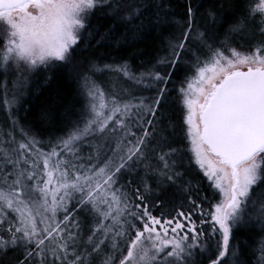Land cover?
Returning <instances> with one entry per match:
<instances>
[{
  "label": "snow or ice",
  "instance_id": "obj_1",
  "mask_svg": "<svg viewBox=\"0 0 264 264\" xmlns=\"http://www.w3.org/2000/svg\"><path fill=\"white\" fill-rule=\"evenodd\" d=\"M184 7L178 19L171 0H0L5 89L21 73L3 99L0 264H97L109 245L119 256L102 264H236L242 227L259 228L264 264V0L222 4L234 10L222 38L218 11L202 22ZM97 14L106 32L93 29ZM153 33L162 54L143 71L75 62L91 41L119 47ZM67 64L86 106L65 135L43 140L14 111L22 74ZM97 73L114 77L111 89ZM177 87L182 121L168 108Z\"/></svg>",
  "mask_w": 264,
  "mask_h": 264
},
{
  "label": "trees",
  "instance_id": "obj_2",
  "mask_svg": "<svg viewBox=\"0 0 264 264\" xmlns=\"http://www.w3.org/2000/svg\"><path fill=\"white\" fill-rule=\"evenodd\" d=\"M190 2L194 7L198 9L197 17L201 20L206 18L208 10L214 9L219 12L220 21H222V29L219 31L222 32L223 29L227 28V23L233 19V9L225 7L221 10V5L228 4L233 2V0H171L174 11L177 13V18L182 19L186 11L184 5ZM240 3H243L244 0H239ZM90 23L98 32H106L111 23L108 17L97 14L95 17L90 18ZM219 25H217L218 29ZM125 29L120 28L119 32H124ZM219 33V32H218ZM221 36V37H222ZM99 39V37H97ZM92 47L84 49L83 46L80 50L77 51L75 56V62L93 60L96 63H114V62H123L127 60L133 67L134 70L143 71L150 62H154V58L158 54H162L160 51L161 45L158 39H156L155 34L146 35L143 39H137L131 42L122 43L117 47L111 41H104L102 44L97 45L95 41H91ZM4 76L0 72V78ZM184 76L181 74L179 79H183ZM28 80L32 82L30 87L28 97L24 100L20 106L22 109H34L35 107L39 111L43 112H52L56 115L54 120L57 125L61 121H67V129L65 131L57 132L62 136L65 135L69 129L72 127V123L81 118V114L86 106L85 97L81 94V88L79 81L75 78V71L73 64H67L63 67H59L53 71H49L40 75L27 77ZM154 95V90H148L146 96L150 97ZM178 87L170 93V98L168 101L169 114L174 115L178 120H183V111L182 105L178 99ZM2 103V96L0 98V104ZM187 143V142H185ZM194 167H197L194 165ZM197 171L198 167H197ZM203 173L200 172V176ZM193 178V186L196 183V172L191 174ZM207 178H204L203 183L200 185L202 189V195L204 194L203 190H207V194H211L212 190L207 188ZM175 204V209L171 206L166 208V211L172 212L175 215V212L179 210L181 200L178 198H173ZM186 207V205H185ZM159 214L158 212L156 213ZM259 228L252 230L247 227L240 228L237 233L234 241L232 242L238 248V253L236 257V264H257L259 259V240L261 237L257 235ZM119 256V253L113 251L111 246L109 247L98 257L97 264H102V261L107 255ZM206 264V262H205Z\"/></svg>",
  "mask_w": 264,
  "mask_h": 264
},
{
  "label": "rangeland",
  "instance_id": "obj_3",
  "mask_svg": "<svg viewBox=\"0 0 264 264\" xmlns=\"http://www.w3.org/2000/svg\"><path fill=\"white\" fill-rule=\"evenodd\" d=\"M202 22L204 21L201 20ZM223 25H222V21H220L219 27L217 29V31L219 32L220 37L222 36V32H220L219 30L222 29ZM222 38V37H221ZM57 65H59V62H57ZM60 66H56V67H51L49 69H38L35 72H24L22 75L24 77H26V83H25V87L22 90V95H19V103L17 105L14 106V111L16 112V115L19 117L20 119V123L24 124V125H30L33 129L34 132H37L38 135H40V138L43 140H48L49 137H56V136H62L60 133H62L63 131H65L67 129V121L65 122L64 120L59 122L57 125L55 124L54 120L56 118V115H54L52 112H49V119L47 120H41L39 117L41 116V113H43V111H39L37 110V108L35 107L34 109H22L20 104L26 100V98L28 97V93L30 90V87L32 85V82L30 80L27 79V77L29 76H34L35 78L37 77V75L46 73V72H51L57 68H59ZM21 73H17V72H10L7 77H6V82H7V89H5V77L2 76L0 78V98L2 96V103L0 104V127L5 128L6 130L8 129V127L11 124V121L8 119V115H7V106H5L3 104V99H4V95H5V91H7V94L9 97H11V95L13 94V92H16L17 89L14 86L13 81H15L17 79L18 76H20ZM97 79L102 82L104 84V86L106 88L111 89V84L112 82H114V77L108 73H97ZM123 87H127V84H123ZM118 90H119V85H118ZM148 93V90H145L142 95L146 96ZM55 127H59L60 131L62 132H57L59 129H55ZM18 132V130H17ZM84 154L87 155V146H85L84 149Z\"/></svg>",
  "mask_w": 264,
  "mask_h": 264
}]
</instances>
